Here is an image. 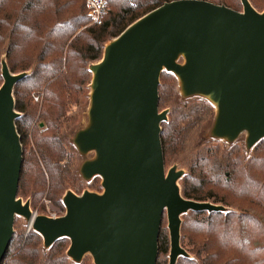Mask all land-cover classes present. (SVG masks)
Returning <instances> with one entry per match:
<instances>
[{
    "label": "water",
    "instance_id": "95a60500",
    "mask_svg": "<svg viewBox=\"0 0 264 264\" xmlns=\"http://www.w3.org/2000/svg\"><path fill=\"white\" fill-rule=\"evenodd\" d=\"M236 10L209 0H172L130 24L106 45L92 72L88 124L73 139L85 180L102 178V192L68 190L65 213L36 215L19 197L23 145L14 87L28 72L12 73L2 60L0 86V264L26 218L44 247L71 241L67 255L94 264H157L164 214L170 233L169 264L189 257L181 245L182 215L226 212L223 204L185 198L177 165L166 171L161 139L168 110L160 111L163 71L179 80L184 98L202 97L215 108L209 135L234 143L246 133L251 150L264 139V10L249 0Z\"/></svg>",
    "mask_w": 264,
    "mask_h": 264
},
{
    "label": "trees",
    "instance_id": "16d2710c",
    "mask_svg": "<svg viewBox=\"0 0 264 264\" xmlns=\"http://www.w3.org/2000/svg\"><path fill=\"white\" fill-rule=\"evenodd\" d=\"M169 1L107 0L103 23L90 24L85 0H0V86L3 59L12 73L28 72L16 83L14 97L23 145L18 195L31 198L33 208L43 211L46 198L65 210L66 192L82 193L76 156L68 149L72 145L68 147L65 134L75 116L68 111L72 105L89 103L90 65L102 59L105 45ZM209 1L236 10L242 2ZM249 1L264 10L261 0ZM176 79L163 71L159 85V107L171 106L169 119L162 123L165 164L180 160L187 167L180 179L185 198L228 208L182 215L181 245L190 256L179 257L176 264H264V139L248 158L238 143L224 149L219 143L204 142L199 134L205 118L214 119V106L206 99L177 103ZM39 91L44 92L42 102L33 97ZM99 181L96 176L93 186ZM14 227L6 264H93L89 257L79 263L68 257V237L46 248L37 231H28L17 221ZM170 247V234L161 225L157 264H169Z\"/></svg>",
    "mask_w": 264,
    "mask_h": 264
},
{
    "label": "rangeland",
    "instance_id": "374dc122",
    "mask_svg": "<svg viewBox=\"0 0 264 264\" xmlns=\"http://www.w3.org/2000/svg\"><path fill=\"white\" fill-rule=\"evenodd\" d=\"M261 5H262V9H264V0H261ZM238 10H243V4L242 2L240 1V6H239V9ZM90 25V24H89ZM177 80V83H176V87H175V90H176V101L177 103L179 104H184V103H192V102H199V101H202L204 100L202 97H190V98H184L182 96V93H181V89H180V83H179V80L178 78L176 79ZM40 92H43V91H40ZM42 100H43V97H42ZM41 100V102H42ZM90 103V102H89ZM89 103L88 104H85L83 106H75V105H72L68 111V114H75L74 116V124L72 123L69 126L68 130L65 132V134L67 135V138H68V147H71L68 148L70 151H73L76 158H75V161H76V169L79 171V174H80V181L82 183V187H83V191L82 193L85 191V190H89V191H95V192H102L103 191V187H102V178L100 177V181H99V184L97 186H93V183H94V180H95V177L90 179V180H85L81 173H80V168H81V165L83 164V162L87 159H90V158H93L95 156V152H89L88 154L86 155H83L81 154L78 149L76 148L74 142H73V139H74V136L76 134V132L81 129V128H84L87 124H88V121H89V117H88V109H89ZM168 110V114L171 110V106H169L168 108H166ZM215 109V108H214ZM165 109H161L160 108V111H163ZM169 119V117H168ZM167 119V120H168ZM212 123H213V120H207V117L205 118V122L203 123V130L200 132L201 135L199 134V137H201V139L204 141V142H208V143H219L224 149H228L230 148L232 145L234 144H240L244 153H245V157L248 158L249 156H251L252 154V150H248L246 148V133H243L240 135V137L231 145L229 144L227 141L225 140H221V139H215V138H212L209 136V132H210V129H211V126H212ZM205 126V127H204ZM66 127V128H67ZM174 165H177L178 169H183L185 171V173L187 172V167L180 161V160H176L174 161L171 165L169 166H166V171H168L171 167H173ZM81 193V194H82ZM21 197V196H19ZM23 198V197H22ZM24 201L26 200H30L31 202V198H28V199H24ZM45 201V202H44ZM47 201H50L49 199H43L42 200V203L45 205L44 206V210L41 211L40 210V206H37L36 208H33L32 205H31V208L33 210V212H36L38 214H54V211L51 209V206H48L47 204ZM62 202H63V198H62ZM53 204V202H52ZM64 204V203H63ZM53 207L55 209H57L58 211H63L64 209H62L60 206H57L55 204H53ZM65 207V205H64ZM65 212V210H64ZM19 225L21 227H26L27 230L29 229V222L27 221V219H25L24 217L22 216H17L16 220ZM163 228H164V231L166 233H168V235L170 234L169 233V228H168V218H167V214L165 213L164 217H163ZM15 228V227H14ZM92 260V263L94 264L93 262V258L90 254H86L84 258H88ZM192 258L195 259V255H191ZM83 258V259H84ZM72 260V259H71ZM73 261V260H72Z\"/></svg>",
    "mask_w": 264,
    "mask_h": 264
},
{
    "label": "built area",
    "instance_id": "2783aa9c",
    "mask_svg": "<svg viewBox=\"0 0 264 264\" xmlns=\"http://www.w3.org/2000/svg\"><path fill=\"white\" fill-rule=\"evenodd\" d=\"M85 2L88 9V15L91 19L90 24H102L107 12V0H85ZM34 98L36 101H39L41 96L39 94H34ZM55 213L56 212H54V215Z\"/></svg>",
    "mask_w": 264,
    "mask_h": 264
},
{
    "label": "flooded vegetation",
    "instance_id": "af4514ba",
    "mask_svg": "<svg viewBox=\"0 0 264 264\" xmlns=\"http://www.w3.org/2000/svg\"><path fill=\"white\" fill-rule=\"evenodd\" d=\"M34 94H39L40 96H41V98H40V100L39 101H36L35 100V98H34V100L36 101V102H41V100H42V97L44 96V92H34L33 93V97H34ZM47 204H48V206H51V209L54 211V212H56L55 213V215L54 214H38V213H36L35 212V214L36 215H47V216H49V217H53V218H57V217H59V216H61L63 213H64V210L63 211H58L57 209H55L54 207H53V204H52V202L51 201H47ZM32 209V208H31ZM33 211V210H32ZM16 219V218H15ZM26 219V218H25ZM28 221V220H27ZM29 222V221H28ZM30 223V222H29ZM15 224V223H14ZM31 229H33V227H32V225L31 224H29V229H28V231H30ZM34 230V229H33ZM42 236V235H41ZM43 244H44V241H43ZM70 258V257H69ZM71 259V258H70ZM2 264H6V261H5V258H4V260H3V262H2Z\"/></svg>",
    "mask_w": 264,
    "mask_h": 264
}]
</instances>
